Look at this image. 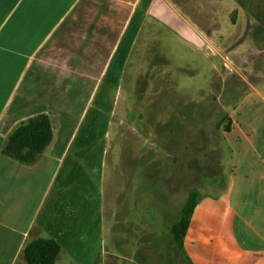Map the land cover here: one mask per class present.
<instances>
[{
  "label": "crops",
  "instance_id": "1",
  "mask_svg": "<svg viewBox=\"0 0 264 264\" xmlns=\"http://www.w3.org/2000/svg\"><path fill=\"white\" fill-rule=\"evenodd\" d=\"M158 27L210 60L227 45L233 72L241 61L240 75L258 76L231 108L226 184L198 201L182 252L188 264H264V71L251 63L264 48L237 0H0V264H28L38 239L60 245L56 264H119L107 252L108 140L137 46ZM41 115L53 140L40 159L5 156Z\"/></svg>",
  "mask_w": 264,
  "mask_h": 264
},
{
  "label": "rangeland",
  "instance_id": "2",
  "mask_svg": "<svg viewBox=\"0 0 264 264\" xmlns=\"http://www.w3.org/2000/svg\"><path fill=\"white\" fill-rule=\"evenodd\" d=\"M237 1L260 23L256 34L264 48V0ZM226 48L218 45L210 60L209 48L181 43L160 27L149 43L138 44L108 140L106 240L117 263L188 264L171 229L191 194L200 200L225 186L231 108L258 77L240 75L248 67L241 61L240 74L233 72ZM251 63L264 71V60Z\"/></svg>",
  "mask_w": 264,
  "mask_h": 264
},
{
  "label": "trees",
  "instance_id": "3",
  "mask_svg": "<svg viewBox=\"0 0 264 264\" xmlns=\"http://www.w3.org/2000/svg\"><path fill=\"white\" fill-rule=\"evenodd\" d=\"M230 128L227 127V131ZM53 140V130L49 117L41 115L16 128L3 149V154L25 165H34L45 153ZM197 194H191L182 208L180 220L171 233L175 242L183 248V242L190 225L191 217L198 204ZM61 253L60 245L51 239H38L25 248L28 264H56Z\"/></svg>",
  "mask_w": 264,
  "mask_h": 264
}]
</instances>
